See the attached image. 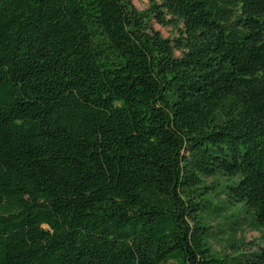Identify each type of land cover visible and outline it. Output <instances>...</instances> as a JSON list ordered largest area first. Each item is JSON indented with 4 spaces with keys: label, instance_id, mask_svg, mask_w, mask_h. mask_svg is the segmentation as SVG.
I'll return each mask as SVG.
<instances>
[{
    "label": "trees",
    "instance_id": "1",
    "mask_svg": "<svg viewBox=\"0 0 264 264\" xmlns=\"http://www.w3.org/2000/svg\"><path fill=\"white\" fill-rule=\"evenodd\" d=\"M211 178L264 231V0H0V264H264Z\"/></svg>",
    "mask_w": 264,
    "mask_h": 264
},
{
    "label": "rangeland",
    "instance_id": "2",
    "mask_svg": "<svg viewBox=\"0 0 264 264\" xmlns=\"http://www.w3.org/2000/svg\"><path fill=\"white\" fill-rule=\"evenodd\" d=\"M133 8L138 13L148 12L151 0H131ZM159 1V0H156ZM150 27L160 32L164 38L177 36L178 31L172 26H161L152 18ZM182 28L183 24L180 23ZM219 183V184H217ZM230 182L226 179L211 178L207 180L206 186L210 193L207 198L210 207L203 217V222L210 230L208 247L211 252L220 257H234L240 253L252 254L264 247V231L254 227L251 214L242 209L226 203V198L222 196L223 190ZM223 205L225 210L220 214L215 211L214 206ZM237 220L236 222H234Z\"/></svg>",
    "mask_w": 264,
    "mask_h": 264
}]
</instances>
